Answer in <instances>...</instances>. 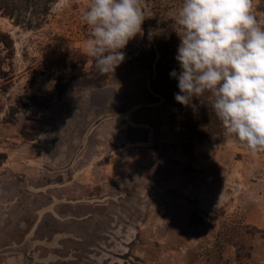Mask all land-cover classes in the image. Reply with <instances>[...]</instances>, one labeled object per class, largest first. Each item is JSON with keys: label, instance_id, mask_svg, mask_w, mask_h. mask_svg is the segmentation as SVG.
I'll use <instances>...</instances> for the list:
<instances>
[{"label": "rangeland", "instance_id": "rangeland-1", "mask_svg": "<svg viewBox=\"0 0 264 264\" xmlns=\"http://www.w3.org/2000/svg\"><path fill=\"white\" fill-rule=\"evenodd\" d=\"M25 2L0 0V264H264V152L173 122L182 0H141L106 74L90 0H51L38 27Z\"/></svg>", "mask_w": 264, "mask_h": 264}, {"label": "clouds", "instance_id": "clouds-1", "mask_svg": "<svg viewBox=\"0 0 264 264\" xmlns=\"http://www.w3.org/2000/svg\"><path fill=\"white\" fill-rule=\"evenodd\" d=\"M85 52L101 74L114 73L142 34L141 0H90ZM179 38L175 101L194 111L210 100L225 134L253 155L264 152V13L254 0H182L172 23Z\"/></svg>", "mask_w": 264, "mask_h": 264}, {"label": "trees", "instance_id": "trees-1", "mask_svg": "<svg viewBox=\"0 0 264 264\" xmlns=\"http://www.w3.org/2000/svg\"><path fill=\"white\" fill-rule=\"evenodd\" d=\"M33 1V2H32ZM26 6L25 8H29V5H33V7L36 5V7H40L39 12L42 16V19L35 21L33 24V27H38L43 22V17L46 14L48 10V5L51 3V0H26ZM14 6V5H13ZM6 8L7 13L9 10V15H12V8ZM37 9V8H36ZM5 10V11H6ZM15 17L14 21L17 23V25H21L23 27H30L29 21H19L16 20ZM194 104L198 105V109L194 111L190 107L182 106L181 104L177 103L176 107H178V111L176 112L178 114V118L175 119L174 124H178L180 126H186L187 129L194 131L195 135L198 136V139H213L214 141H222L223 135L220 134V129L222 127L221 122L217 119L215 116L211 103L209 98H204V104L203 106H199V101H193ZM175 107V109H176ZM175 117V116H173Z\"/></svg>", "mask_w": 264, "mask_h": 264}]
</instances>
